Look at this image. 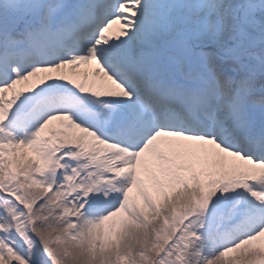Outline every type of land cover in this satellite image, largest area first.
<instances>
[{
  "label": "snow or ice",
  "instance_id": "1",
  "mask_svg": "<svg viewBox=\"0 0 264 264\" xmlns=\"http://www.w3.org/2000/svg\"><path fill=\"white\" fill-rule=\"evenodd\" d=\"M0 264H264V0H0Z\"/></svg>",
  "mask_w": 264,
  "mask_h": 264
},
{
  "label": "rangeland",
  "instance_id": "2",
  "mask_svg": "<svg viewBox=\"0 0 264 264\" xmlns=\"http://www.w3.org/2000/svg\"><path fill=\"white\" fill-rule=\"evenodd\" d=\"M116 27V25H114V28ZM85 70H90V69H85V68H81L80 71H85Z\"/></svg>",
  "mask_w": 264,
  "mask_h": 264
},
{
  "label": "bare ground",
  "instance_id": "3",
  "mask_svg": "<svg viewBox=\"0 0 264 264\" xmlns=\"http://www.w3.org/2000/svg\"><path fill=\"white\" fill-rule=\"evenodd\" d=\"M117 27V26H116ZM90 71V70H89Z\"/></svg>",
  "mask_w": 264,
  "mask_h": 264
}]
</instances>
